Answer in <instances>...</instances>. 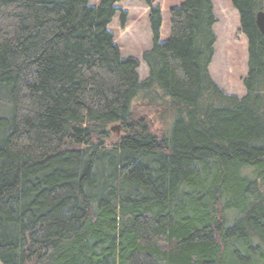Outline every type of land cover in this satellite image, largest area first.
<instances>
[{"label":"trees","instance_id":"16d2710c","mask_svg":"<svg viewBox=\"0 0 264 264\" xmlns=\"http://www.w3.org/2000/svg\"><path fill=\"white\" fill-rule=\"evenodd\" d=\"M143 1L140 81L122 0H0V264H264V0H230L242 98L208 73L212 0L172 8L166 41Z\"/></svg>","mask_w":264,"mask_h":264},{"label":"rangeland","instance_id":"374dc122","mask_svg":"<svg viewBox=\"0 0 264 264\" xmlns=\"http://www.w3.org/2000/svg\"><path fill=\"white\" fill-rule=\"evenodd\" d=\"M184 0H152L159 8L162 17L160 40L169 36V11ZM216 24L213 27L215 43L213 57L208 67L211 80L226 94L242 98L245 95L243 80L247 72V43L238 34L239 20L230 0H212ZM118 13L112 19L109 30L122 58H133L139 63L137 74L140 81L148 76V70L142 61L144 52L151 48L152 36L149 25V9L143 0H122L117 4ZM124 12L126 21L120 23V14ZM117 127V126H116ZM114 138L119 137L118 129L112 130Z\"/></svg>","mask_w":264,"mask_h":264},{"label":"water","instance_id":"95a60500","mask_svg":"<svg viewBox=\"0 0 264 264\" xmlns=\"http://www.w3.org/2000/svg\"><path fill=\"white\" fill-rule=\"evenodd\" d=\"M256 25L259 29V31L261 32L262 35H264V13L259 11L256 14ZM118 129L116 126L112 127V130H116Z\"/></svg>","mask_w":264,"mask_h":264}]
</instances>
